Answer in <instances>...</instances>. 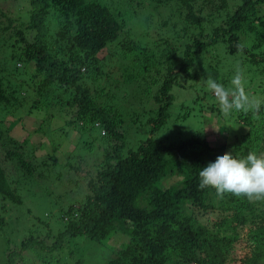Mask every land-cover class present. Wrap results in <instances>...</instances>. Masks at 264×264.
Returning a JSON list of instances; mask_svg holds the SVG:
<instances>
[{"label": "trees", "instance_id": "1", "mask_svg": "<svg viewBox=\"0 0 264 264\" xmlns=\"http://www.w3.org/2000/svg\"><path fill=\"white\" fill-rule=\"evenodd\" d=\"M143 2L138 0L137 5ZM30 4L31 19L4 40L6 53L9 50L16 59V70L0 75V112L10 104L20 110L25 105L22 96L32 93L36 97L29 113L67 111L73 117L68 123L81 132L90 131L92 125L101 127L109 145L88 181L85 199L70 204L56 226L35 216L41 222L38 227H46L31 230L15 247L8 238L0 264H85L81 241L111 251L102 264H264V201L250 202L231 194L220 199L214 188H199L200 170L217 156L264 152V105L257 116L237 112L240 128L219 146L201 135L171 142L150 136L137 148L127 149L126 114L115 103L114 91H107L122 87L121 81L150 82L159 106L151 119L152 133L166 123L175 100L172 89L182 76L205 81L208 75L225 71L230 82L237 67L243 70L246 65L256 78L254 93L264 98V0H241L234 5L229 0H203L202 4L149 0L159 20L148 30L154 35L142 46L132 39L125 43L119 39L129 24L123 17L131 19L135 13L125 7L121 10V3L116 5L114 0H30ZM152 11L146 17L150 24L156 17ZM115 43L113 51L119 59L113 71H119L118 75L106 72L113 54L105 68L98 57ZM216 49L224 51L223 56ZM223 59L228 61L221 66ZM18 61L23 66L33 63L27 71L30 77L17 70ZM199 61L204 62L201 70ZM21 74L24 78L17 82ZM105 74L106 87L99 80ZM196 96L202 100L200 94ZM207 107L220 110L212 104ZM3 118L0 197L3 202L22 203L6 162L16 158L31 173L28 156L34 148L28 150L29 138L22 142L13 138ZM49 158L56 161V156ZM172 176L180 181L166 185ZM5 221L0 216V227ZM116 236H123V242L113 244Z\"/></svg>", "mask_w": 264, "mask_h": 264}, {"label": "rangeland", "instance_id": "2", "mask_svg": "<svg viewBox=\"0 0 264 264\" xmlns=\"http://www.w3.org/2000/svg\"><path fill=\"white\" fill-rule=\"evenodd\" d=\"M137 1L133 0V3H131L129 0H114L116 5L119 3L125 4L123 6L120 4L121 10L125 7L135 13L134 15L131 13L134 16L131 19L123 17L129 24L119 39H123L124 43L132 39L142 46L147 45L149 39L152 38L154 32L148 34V30L158 24L157 20L159 18L156 16V12L151 10L149 0H144L143 6L140 7L137 5ZM229 1L231 5H234L240 3L241 0ZM202 3L203 0H197V4ZM262 6L264 7V5ZM150 10L156 16L152 24L146 22ZM3 11L7 13L6 16L3 15ZM53 12L52 10V15ZM31 13L30 0H0V75L2 72H8L9 69L16 70L14 68L16 59L12 58L9 50L6 53L5 37L9 36L10 32L14 31L13 29L18 25L28 22L31 19ZM138 16L141 18L143 16V18L138 19ZM9 18L12 19V26H9ZM53 22L56 24L55 19H53ZM129 28L132 30L129 31ZM116 46L117 43L110 45L98 54V57L102 59L101 67L105 65L103 68L106 67L107 59L113 54L111 63H107L106 71L113 75L119 73V71H113L118 66L117 60L119 59L114 54ZM220 52L224 51L216 49L215 53L218 56H223ZM217 57L213 55L216 60ZM225 61H228V59H223L220 65L224 66ZM124 63L126 62H123V65H125ZM198 64L200 65L199 69H203L204 62L199 61ZM17 65L19 66L17 70L30 77L27 71L32 69L33 63L27 66L24 64L23 66V63L18 61ZM246 68L245 65L242 70L246 80V88L251 94L257 96L253 89V80L256 82V78L252 72L246 71L248 69ZM10 73L12 76L15 75L12 72ZM227 75L230 74H226L224 71L212 77L217 82L230 87V82L226 80ZM16 78L17 82H20L24 76H16ZM99 80L102 86L106 87L109 84L106 74ZM199 80L202 81L200 78ZM199 80L196 78L186 79L182 76L180 84L185 82L186 84L184 86L174 85L172 93H174L175 100L168 110L169 115L166 123L154 133L151 131V119L156 116L159 106L155 94H153V91L151 92V87H149L152 85L150 82L126 83V81H121L120 85L122 84V87L108 88V93L114 91V100L117 101L115 103L121 106L120 108L126 114V122L123 126L127 149L137 148L142 140L150 136L155 140L171 142L193 135H201L207 137L213 146H219V143L226 141L224 139L227 136L234 134L240 128V123L235 118L237 111L225 115L220 110L212 111L208 109L209 104H212L215 108L219 107V104L213 93L208 89L206 80L202 82ZM30 81L31 79L28 80V82ZM197 94L201 95L202 100L196 96ZM205 95L206 98H204ZM22 97L25 105L20 110L15 108L14 104H10L9 109L0 112V122L1 116H3V124L8 127L11 136L18 139L19 142L26 138L31 139L28 150L31 151L34 148V154L32 152L28 156V160L32 164L31 173H26L25 168L21 166L22 164L20 165L19 160L16 158L9 163L6 162L9 175L13 178V185L14 181L17 180L16 184L23 202L16 203L10 200L9 202H3L0 197V216H4L6 220L3 226L0 227V260L5 256L4 248L7 246L8 242L6 240L8 238L11 240V246L15 247L31 230L35 231L46 227L43 223V226L38 227L41 222L35 216L38 215L44 222L49 220L53 226H56L60 222L62 212L70 204L85 199L89 192L88 181L97 171L109 145L108 137L103 136L104 133L101 127L92 125L93 128L90 131L81 132L78 126L68 123L73 117L68 115L67 111L58 112L57 108L49 110V112L43 109L44 111L41 110V113H29V107L34 103L36 96L28 93ZM34 111H37V109H34ZM9 112L13 115H9ZM20 114L24 116L22 119ZM244 130L247 131L248 127H245ZM50 155L56 156V161L49 158ZM179 181V176H172L164 183L169 185ZM33 225L36 227L33 228ZM123 240V236H116L112 242L116 245L122 243ZM79 249L85 255V264L105 263L104 261L111 255L108 248H104L95 242L84 245L81 241L79 242Z\"/></svg>", "mask_w": 264, "mask_h": 264}, {"label": "clouds", "instance_id": "3", "mask_svg": "<svg viewBox=\"0 0 264 264\" xmlns=\"http://www.w3.org/2000/svg\"><path fill=\"white\" fill-rule=\"evenodd\" d=\"M208 89L215 96L220 111L225 115L252 112L254 116L264 105V98L251 94L246 88L242 69L237 67L230 87L207 76ZM199 188H214L218 198L225 194L244 197L250 202L264 201V152L249 151L246 156L236 157L231 152L217 156L199 172Z\"/></svg>", "mask_w": 264, "mask_h": 264}, {"label": "built area", "instance_id": "4", "mask_svg": "<svg viewBox=\"0 0 264 264\" xmlns=\"http://www.w3.org/2000/svg\"><path fill=\"white\" fill-rule=\"evenodd\" d=\"M103 133H105V131H103Z\"/></svg>", "mask_w": 264, "mask_h": 264}]
</instances>
